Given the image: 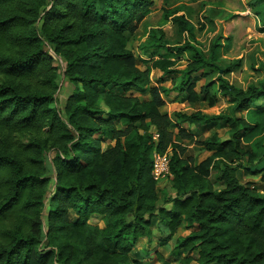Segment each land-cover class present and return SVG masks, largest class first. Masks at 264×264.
<instances>
[{"label": "trees", "instance_id": "obj_1", "mask_svg": "<svg viewBox=\"0 0 264 264\" xmlns=\"http://www.w3.org/2000/svg\"><path fill=\"white\" fill-rule=\"evenodd\" d=\"M154 5L155 0H0V264H145L131 253L140 238L154 236V217L165 242L185 224L189 232L177 236L174 248L186 254V264L194 252L198 264H264V164L251 171L262 174L260 189L235 171L245 156H253L249 141L264 131V75L244 87L228 78L240 72L242 57L221 65L220 52L232 41L217 29L216 18L228 14L217 8L225 0L167 2L156 23ZM248 5L264 31V0ZM202 12L215 32L207 49L196 36L197 24L205 26ZM139 59L153 64L143 69ZM185 59V69L175 67ZM60 60L73 85L63 109L56 106ZM153 67L178 74L180 82L153 88L150 99L127 95L145 89ZM193 76L204 81L199 91ZM162 91L233 103L231 113L177 114L195 125L226 123L229 138L214 135L202 144L220 147L229 160L216 153L192 168L182 158L186 147L176 136L193 135L184 127L175 133L160 109ZM110 138L114 143L105 148ZM155 151L171 152L174 191L163 198L152 175ZM210 167L220 188L209 179ZM94 215L103 226L91 220Z\"/></svg>", "mask_w": 264, "mask_h": 264}, {"label": "rangeland", "instance_id": "obj_2", "mask_svg": "<svg viewBox=\"0 0 264 264\" xmlns=\"http://www.w3.org/2000/svg\"><path fill=\"white\" fill-rule=\"evenodd\" d=\"M171 1H178V0H155V5L152 8V12L154 13L153 16V22H160L161 15H162V6H164L167 2ZM226 1V7H229L230 9L226 8L227 15L216 18L218 28L223 30L224 36L227 38L229 36L232 37V41L229 47L222 48L221 57L219 61L221 62V65L226 67L227 65H230L234 59L238 57H242L244 59V64L241 67V69L237 72L234 71L231 73L230 76H228L230 81H234L235 79L238 80L244 87L247 85L249 80L256 79L257 75L264 74V31L260 30V27H263L259 24V18H257L256 14L253 12L251 7L248 5L249 0H241L238 2V0H225ZM242 2V4H240ZM239 5L244 6L241 11H233L232 9L238 7ZM206 13H201V19L202 22L205 23L204 28H201L200 24H197V31L196 36L197 40L199 41L200 46L207 49L211 37L214 35V31H210L208 29L209 25L207 22H205L204 15ZM246 15L250 14L252 19H238V18H232L228 17V15ZM132 47V46H131ZM46 49L48 51L52 52V48L47 45ZM136 51H138L142 58L148 59L149 56H146L143 54L142 51L139 50V48L136 47ZM153 60L149 61H142L138 60V66L145 69L146 66H152ZM62 66L58 73V81L60 85V91L58 93V98L56 101V106L59 109H63L65 105V101L68 97V95L73 90V85L70 83L68 78L65 75L64 72V66L65 61L60 60L59 62ZM187 61L181 60L178 62L175 67L179 69H185L187 67ZM195 81V90H200V87L204 83L199 77L193 76ZM245 79L247 81H245ZM178 82H180V76L178 74H164L162 70H160L157 67H153L150 73V83H148L145 86L144 90H131L130 92H127V95H135L139 98H151V90L153 88L158 87H167L171 88L174 85H176ZM187 95V93L185 94ZM161 98H162V104L160 106V109L163 112H166L171 117V120L173 121V129L175 130V133H178L179 127H184L186 131L192 133V138L185 139L180 137L179 135L176 136V142H178L183 147H186L185 152L181 155L183 159L187 160L190 163V166L192 168L202 164L206 159L209 157H215L216 153L217 155H221L220 157H224L227 160L230 159L231 155H229L225 150L222 151V149L218 146H213L211 148H208L204 144H202L203 141L211 138L214 135H217L223 139L229 138V126L224 122H213L211 124L206 125H196L194 127V124H191L189 120L184 118H179L178 113H185V114H191L194 113L197 109L205 110L208 114H219L221 112H232L233 103L227 102L225 99L221 100L220 102H210V100H203V101H192L188 100L187 96L183 95H177L175 93H172L171 95H165V93L161 92ZM97 102H102L101 100H98ZM102 104V103H101ZM118 127L122 126L121 122L117 123ZM153 131V126L150 128ZM188 132V133H189ZM247 138L245 137L243 141H245ZM108 141V142H107ZM107 143H104V147L106 148L109 143L113 144L114 140L107 139ZM252 148L253 156L250 158V156H245L243 160L240 162L242 163V167L235 166V171L239 177V179L243 183H247L249 185L255 186L257 189L262 188L263 181H262V174L257 173L253 174L251 171H256L261 167L262 160L264 159V131H261L257 133L247 144ZM171 153V152H169ZM54 152L50 151L48 156V161L53 158ZM217 156V158H218ZM51 161V160H50ZM91 166V165H90ZM209 179L213 181L214 186L216 188L221 187V183L217 181L216 178V171H211V167L209 168ZM54 176V174H51ZM174 191L173 187V178L168 177L166 179H163L161 181L156 182V194L160 198H163L164 196L168 194H172ZM53 188H50L47 190L43 197L44 202V210H48L49 205L52 202L53 197ZM169 205V204H167ZM41 204H39V207ZM170 207V206H168ZM69 217L71 219L76 218V215L74 212H71ZM91 220L93 222H97L99 225L103 226L104 223L102 221V218L98 215L92 216ZM154 236L149 241L148 238H141L139 239L137 247L132 251L131 257L133 259H138L143 261L145 264H186V254L182 251H178L174 248V239L176 235H187L189 230L185 227V224H182L177 234L170 240L171 242H166L164 244V239L161 237V234L159 233L157 229V221L158 217H154ZM48 227V220L44 219V229L47 230ZM192 261L189 264H198V262L194 259L197 258V252L193 253Z\"/></svg>", "mask_w": 264, "mask_h": 264}, {"label": "built area", "instance_id": "obj_3", "mask_svg": "<svg viewBox=\"0 0 264 264\" xmlns=\"http://www.w3.org/2000/svg\"><path fill=\"white\" fill-rule=\"evenodd\" d=\"M159 133L154 130L153 131V138L155 141L159 140ZM170 162L171 156L169 152L158 153L154 152L153 154V167H152V175L155 180L161 181L163 179L168 178L171 175L170 170Z\"/></svg>", "mask_w": 264, "mask_h": 264}, {"label": "crops", "instance_id": "obj_4", "mask_svg": "<svg viewBox=\"0 0 264 264\" xmlns=\"http://www.w3.org/2000/svg\"><path fill=\"white\" fill-rule=\"evenodd\" d=\"M178 1H180V0H178ZM183 1H189V0H183ZM241 1V0H240ZM171 2H176V1H171ZM240 4H242V2L240 3ZM244 6H241V5H239L238 7H236V8H234V9H232L233 11H241L242 10V8H243ZM217 8H219V9H224L225 11L227 10L226 8H228V9H230L229 7H226V6H220V7H217ZM153 13V12H152ZM203 13V12H202ZM236 19V18H235ZM171 25V23H168V24H166V25ZM214 34H215V32H214ZM213 37V36H212ZM211 37V38H212ZM186 61H187V59H185ZM188 63V62H187ZM259 75H261V74H259ZM264 75V74H263ZM263 75H261V76H263ZM203 81V80H202ZM203 85V84H202ZM198 91V90H197ZM222 100H223V98H222ZM200 101H203V100H200ZM220 102V101H219ZM218 103V102H217ZM197 110H202V109H197ZM196 110V111H197ZM202 111H204V112H206L205 110H202ZM195 112V111H194ZM207 113V112H206ZM185 114V113H184ZM194 127H196V125L194 124ZM175 131V130H174ZM177 133V132H176ZM264 164V160L262 161V165ZM179 229V228H178ZM177 234V233H176ZM175 234V235H176ZM178 236H179V234H178ZM174 237V236H173ZM173 237H171L170 239H168V242H171L170 240H172V238ZM142 238H144V237H142ZM145 238H147V237H145ZM153 238V237H152ZM152 238H148L149 239V241H151V239ZM176 238H177V235H176V237H175V239H174V245H175V241H176ZM141 239V238H140ZM166 242H164V244H165Z\"/></svg>", "mask_w": 264, "mask_h": 264}]
</instances>
